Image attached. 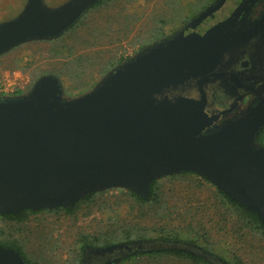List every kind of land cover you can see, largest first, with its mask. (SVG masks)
<instances>
[{
	"label": "water",
	"instance_id": "95a60500",
	"mask_svg": "<svg viewBox=\"0 0 264 264\" xmlns=\"http://www.w3.org/2000/svg\"><path fill=\"white\" fill-rule=\"evenodd\" d=\"M98 1L68 0L49 8L43 0H27L21 16L0 24V54L24 41L60 36ZM232 20L199 37L183 30L146 47L108 73L97 93L68 100L58 112L61 86L51 75L35 90L33 120L25 117L24 106L0 109V214L68 207L113 187L147 197L153 179L186 171L254 211L264 227V147L255 143L264 128V100L234 120L220 121L232 108L214 109L205 89L220 78L223 58H233L251 34L228 30ZM214 33L230 36L215 45ZM44 107L49 113L37 115ZM156 243L149 249L139 241L100 249L126 256L176 244ZM0 264L27 263L15 249L0 246Z\"/></svg>",
	"mask_w": 264,
	"mask_h": 264
},
{
	"label": "rangeland",
	"instance_id": "374dc122",
	"mask_svg": "<svg viewBox=\"0 0 264 264\" xmlns=\"http://www.w3.org/2000/svg\"><path fill=\"white\" fill-rule=\"evenodd\" d=\"M65 1L46 0L45 3L49 8H56ZM26 3L27 0H0V24L15 21L25 10ZM207 3L208 0H104L103 3L86 9L58 37L32 39L11 46L8 51L0 54V76L2 80L8 77L14 91H0V109L17 111L24 106L22 111L25 117L29 122L33 120L36 116L32 110L37 93L35 90L41 79L50 75L61 86L62 99L56 95L59 101L55 102L57 112L70 105L68 100L91 92L97 93L102 86L99 87V83L108 73L134 58L146 47L183 31L192 22V17L199 15ZM76 24L80 26L69 31ZM157 34H164L165 37L153 39L152 36ZM227 34L229 33H214L210 42L219 45L227 41L224 39L230 36H226ZM61 36V40L51 41ZM199 58L196 57L195 61ZM40 72L42 74L36 77ZM37 111V115L40 112L49 113L45 107ZM39 129L41 128L37 130ZM242 147L246 149L249 145L243 143ZM161 188L170 207V213H164L165 217L156 216L145 209H141L146 212L143 216L140 217V213L136 216L140 211L136 206L132 212L127 211V188L113 187L98 191L104 194L97 195L91 206L82 205L74 215L62 212L31 214L23 224H15L16 228L13 227L11 236L18 238L28 255L37 258L39 264H80L83 252L78 253V236L103 232L112 227L116 220L119 224L126 219L148 224L149 227L155 224L172 228L178 226L181 229L191 224L194 231L186 233L195 235L197 231L205 230L208 238L213 241V255L202 249L204 243L201 238L200 245L184 239L171 242L176 243L175 247L206 256L213 264H229L233 255H237L245 264H264V236L254 230L239 228L234 220H223V211L212 196L214 186L211 183L199 181L195 176L181 175L172 180L163 179ZM232 217L235 219V215ZM6 226L0 220V228L6 229ZM198 226L202 228H197ZM7 233L4 231L0 235L5 236ZM159 234L158 231H151L149 238L136 241L144 249H149L158 246L156 242L166 241L159 239ZM118 251L111 250L115 254ZM94 263L97 264L98 261ZM111 264L195 263L189 259L163 255L137 259L126 257L112 261Z\"/></svg>",
	"mask_w": 264,
	"mask_h": 264
},
{
	"label": "trees",
	"instance_id": "16d2710c",
	"mask_svg": "<svg viewBox=\"0 0 264 264\" xmlns=\"http://www.w3.org/2000/svg\"><path fill=\"white\" fill-rule=\"evenodd\" d=\"M104 0L99 1L93 5V7L103 3ZM82 21V20H81ZM79 23H82V22ZM80 25H74L69 31L76 30ZM165 37L164 34H157L153 35V39H160ZM62 36L56 39L51 40L52 42H57L61 40ZM144 45V44H143ZM56 50L58 48H55ZM79 59V58H78ZM77 60V59H76ZM77 62V61H76ZM78 63V62H77ZM110 64V63H109ZM71 65V63H70ZM72 67V66H70ZM42 72L38 73L36 77L40 76ZM257 143L264 145V131L261 132L257 137ZM181 175H190L199 178V181L209 182L205 177L199 176L193 172H180L179 174H171L165 175L161 179H153L149 185V193L147 197L140 196L135 191L131 189H125V195L128 196L127 199V208L129 212H132L136 207L140 210L137 215L140 213V217L143 216L146 212L142 211L141 209H145L148 212H152L156 216H163L165 217L164 213H170V207L167 201L164 199L163 190L161 188V182L163 179L165 180H172L177 178ZM211 183V182H209ZM212 184V183H211ZM212 196L215 199L216 204L219 208L222 209L223 220L229 221L234 220L239 228L247 229V230H254L261 233L264 236V227L261 223L260 218L258 215L246 208L243 204H240L237 201H234L230 196L225 194L222 190L217 188L214 184ZM104 192H94L89 195H86L83 198H79L74 202V204L68 207H56L54 209H38V210H30V209H23L18 214H0V220H2L7 226L5 228H0V234L4 233V231L8 232L7 235L1 236L0 235V246L15 249L21 255V257L25 260L27 264H39V260L37 258H32L28 255L25 251V247L21 243L18 238H13L11 236V232L13 227L16 228V225L23 224L31 214L36 213H58L62 212L66 215H74L77 211L82 207V205H92L95 201V197L97 195H102ZM129 201V202H128ZM212 206H215L212 204ZM215 206V207H218ZM89 207V206H88ZM119 209V206H117ZM117 209V210H118ZM232 215H235V219H233ZM117 223V224H116ZM117 220L113 223L112 227L107 228L103 232L97 233H85L80 234L77 238V243L80 244V249L78 253H81L87 247H108L115 244H120L124 242H131L136 240H146L149 238V232H160L158 238L163 239L166 241L175 242L181 239H184L186 242L192 244H199L202 241L204 245L202 249L209 253H214L213 251V241H211L205 230H201V232L197 231L195 235H188L186 232H191L194 229L191 227V224H188L185 229L177 228V227H164V226H155L153 224L151 227L148 224H139L138 222H134L133 220H124L121 224H119ZM197 228H202L198 226ZM202 240H201V239ZM201 240V241H200ZM79 254V256H81ZM174 256L177 258L182 259H189L195 264H213L211 260H209L206 256H201L193 253L192 251H188L183 248L173 247V248H164L161 250H151L146 252H137L132 253L126 256L127 258H140L143 256ZM213 255V254H212ZM124 257V258H126ZM80 258V257H79ZM122 258L121 260H123ZM229 264H245L237 255H233L232 259L229 261Z\"/></svg>",
	"mask_w": 264,
	"mask_h": 264
},
{
	"label": "flooded vegetation",
	"instance_id": "af4514ba",
	"mask_svg": "<svg viewBox=\"0 0 264 264\" xmlns=\"http://www.w3.org/2000/svg\"><path fill=\"white\" fill-rule=\"evenodd\" d=\"M216 2V0H208L202 11L212 7ZM249 2H251L250 5ZM249 2L224 0L216 10L207 14L192 28L189 25L183 28L189 35L199 37L233 16L234 19L227 26L228 30L237 33L251 32L247 39L241 41L238 52L233 58H223L224 68L218 75L220 78L205 85L209 93L208 102L214 109L232 108L221 117L220 121L234 120L264 100V0H249ZM235 12H237L236 15H233ZM197 17L196 14L192 19ZM263 131L264 128L261 132ZM256 140L255 143L259 147H264ZM100 248L105 247H87L83 251L80 264H96L94 263L96 260L97 264H111L114 260L124 258L121 254Z\"/></svg>",
	"mask_w": 264,
	"mask_h": 264
},
{
	"label": "built area",
	"instance_id": "2783aa9c",
	"mask_svg": "<svg viewBox=\"0 0 264 264\" xmlns=\"http://www.w3.org/2000/svg\"><path fill=\"white\" fill-rule=\"evenodd\" d=\"M0 91H5V92H13L14 91L13 88H11V83H10L7 76L4 80H2V78L0 76Z\"/></svg>",
	"mask_w": 264,
	"mask_h": 264
},
{
	"label": "crops",
	"instance_id": "0c3cea01",
	"mask_svg": "<svg viewBox=\"0 0 264 264\" xmlns=\"http://www.w3.org/2000/svg\"><path fill=\"white\" fill-rule=\"evenodd\" d=\"M66 1H67V0H66ZM66 1H65V2H66ZM43 2H44V4L46 5V3H45V2H46V0H43ZM63 2H64V1H63ZM59 4H63V3H59Z\"/></svg>",
	"mask_w": 264,
	"mask_h": 264
}]
</instances>
